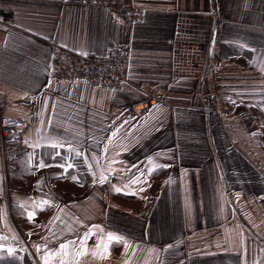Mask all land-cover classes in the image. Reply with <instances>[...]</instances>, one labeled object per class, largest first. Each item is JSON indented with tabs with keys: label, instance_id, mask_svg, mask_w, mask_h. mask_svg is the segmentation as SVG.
<instances>
[{
	"label": "crops",
	"instance_id": "0c3cea01",
	"mask_svg": "<svg viewBox=\"0 0 264 264\" xmlns=\"http://www.w3.org/2000/svg\"><path fill=\"white\" fill-rule=\"evenodd\" d=\"M88 1L2 0L0 114L28 130L6 161L0 138V264H264V0ZM117 44L121 87L51 75Z\"/></svg>",
	"mask_w": 264,
	"mask_h": 264
},
{
	"label": "built area",
	"instance_id": "2783aa9c",
	"mask_svg": "<svg viewBox=\"0 0 264 264\" xmlns=\"http://www.w3.org/2000/svg\"><path fill=\"white\" fill-rule=\"evenodd\" d=\"M90 4L108 8L116 19L132 23L144 17L147 11L134 3V0H89ZM0 23L14 24L13 11L5 7L0 0ZM130 46L115 45L106 55L81 54L67 47L55 49L51 62V75L55 79L83 80L106 87H121L128 79L130 66ZM150 101L143 99L129 105L128 113L138 116L148 110ZM28 124L23 119L0 114L1 149L5 161L8 159V147L22 146ZM14 153V152H13Z\"/></svg>",
	"mask_w": 264,
	"mask_h": 264
},
{
	"label": "trees",
	"instance_id": "16d2710c",
	"mask_svg": "<svg viewBox=\"0 0 264 264\" xmlns=\"http://www.w3.org/2000/svg\"><path fill=\"white\" fill-rule=\"evenodd\" d=\"M49 153V156H52V160L54 161H58V160H62V159H66V157L68 156V153L64 150H53L50 151V149L47 151V155ZM72 155V154H71ZM73 157V158H72ZM70 159H72V164H73V172L77 173L78 176V180L80 182H88L90 181L88 184H90L92 182V178H87L85 174V170L87 169L84 161L82 160L81 156L74 154L73 156L70 157ZM22 168V167H21Z\"/></svg>",
	"mask_w": 264,
	"mask_h": 264
},
{
	"label": "snow or ice",
	"instance_id": "6c2138e0",
	"mask_svg": "<svg viewBox=\"0 0 264 264\" xmlns=\"http://www.w3.org/2000/svg\"><path fill=\"white\" fill-rule=\"evenodd\" d=\"M77 155H79V153H77ZM44 166H45V165H44L43 163L40 164V167H44ZM68 167H71V165H68ZM72 179L75 180L76 178H75V177H72ZM117 191H119V189H117ZM28 218H29V219H32V216L29 215ZM109 239H110V240H111V239H114V237H112V235L109 234ZM115 239H118V238H115ZM61 247H63V245H62ZM37 250L39 251V246H37Z\"/></svg>",
	"mask_w": 264,
	"mask_h": 264
}]
</instances>
